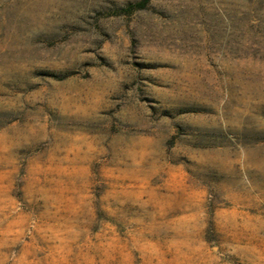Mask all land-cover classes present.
Wrapping results in <instances>:
<instances>
[{"label": "rangeland", "instance_id": "374dc122", "mask_svg": "<svg viewBox=\"0 0 264 264\" xmlns=\"http://www.w3.org/2000/svg\"><path fill=\"white\" fill-rule=\"evenodd\" d=\"M0 0V264H264V0Z\"/></svg>", "mask_w": 264, "mask_h": 264}, {"label": "trees", "instance_id": "16d2710c", "mask_svg": "<svg viewBox=\"0 0 264 264\" xmlns=\"http://www.w3.org/2000/svg\"><path fill=\"white\" fill-rule=\"evenodd\" d=\"M149 2L150 0H140L136 3H129L124 8L114 11L113 14L129 16L136 11L146 9Z\"/></svg>", "mask_w": 264, "mask_h": 264}]
</instances>
